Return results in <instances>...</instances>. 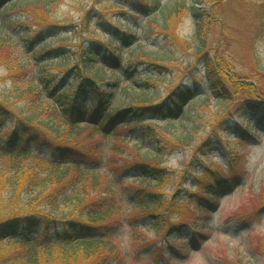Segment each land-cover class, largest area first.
Listing matches in <instances>:
<instances>
[{"label":"rangeland","instance_id":"1","mask_svg":"<svg viewBox=\"0 0 264 264\" xmlns=\"http://www.w3.org/2000/svg\"><path fill=\"white\" fill-rule=\"evenodd\" d=\"M35 2H45L48 21L67 26L69 31L30 50L28 37L46 33L48 25L36 17L40 10L31 12L34 9L28 7ZM133 2L150 7L159 3V8L154 16L141 19L134 15ZM177 7L185 10L167 21ZM101 22L136 34L137 41L131 46L120 45ZM19 24L25 28H18ZM0 34L13 39L10 52L0 58V78L5 77L0 83V98L10 99L9 103L17 95L13 82L20 83L26 77H7L4 63L39 71L44 61L35 56L46 47L63 45L72 50L66 60L46 67L59 76L65 68L80 63L82 48L90 40L122 55L125 71L129 65L135 66L132 78L109 67L97 66L92 71L105 82H120L111 100L113 112L156 104L181 87L201 84L207 89L209 65L220 60L218 55L224 56L230 65V79L240 77L244 88L230 87L229 99L223 101L212 96L207 99L210 93L205 94L198 104L186 106V115L175 122L148 118L141 123L143 129L152 127L159 132L155 139L161 146L167 144L160 155L167 170L166 183L161 189L150 183L143 186L161 192L162 200L170 204L164 205L168 220L163 229L156 231L154 221L146 220L145 211L135 204L137 197L144 195L136 196L140 181L134 163L153 156L154 139L130 137L126 127L118 131L122 135L103 142L101 168L85 178L75 177L64 196L84 186L88 196L114 204L111 218L125 223L113 238L121 250L117 264H264V125L251 126L257 116L241 111L245 102L261 103L242 95L248 91L246 85L264 92V0H18L0 12ZM150 61L167 66L169 71L159 73ZM28 104L19 100L14 111L25 115ZM79 128V135L69 140L88 144L85 130L92 127ZM5 130L0 129V138ZM197 148L204 149L205 155L197 151L195 156ZM14 162L10 156H0V174L13 173ZM22 163L41 177L51 172L37 151ZM74 173L69 170L67 178L76 176ZM93 174L100 178L96 188L91 183ZM218 176H228L227 185L221 182L220 187ZM209 185L215 190L210 191ZM200 195L211 201V207L200 203ZM60 209L67 212L70 205L61 203ZM180 223L184 225L182 232L172 233L170 224ZM18 249L11 243L0 246L6 254Z\"/></svg>","mask_w":264,"mask_h":264},{"label":"trees","instance_id":"2","mask_svg":"<svg viewBox=\"0 0 264 264\" xmlns=\"http://www.w3.org/2000/svg\"><path fill=\"white\" fill-rule=\"evenodd\" d=\"M17 2L18 0H0V12L7 6H15ZM132 5L134 15L141 19L154 16L159 8V3L155 7L137 2ZM28 7L34 9L29 10L31 12L40 10L41 13H35L36 17L40 22L48 24L46 33L28 37L30 50L41 42L46 45V41L50 39H60L59 36L69 31L67 26L48 21L45 2H35ZM184 10V7H177L165 19L169 21L173 15L178 17ZM100 26L116 37L118 43L124 47L137 41L136 34L120 27L104 22ZM164 27L166 28V24ZM18 28H25V25L19 24ZM166 31L168 32L167 29ZM12 43V36L0 34V58L10 52ZM82 49L80 63L75 62L73 66L65 68L60 76L48 72L46 67L69 57L72 50L63 45L46 47L35 56L37 61H44L38 67L39 71L25 70L18 63L13 66L8 61L4 63L8 69L7 77L21 74L26 79L20 83L13 82L17 93L14 102L9 103L10 99L0 98V129H6L4 136L0 138V156L12 157L15 161L13 166L16 168L7 176L0 174V246L11 243L19 248L12 254L0 250V264H117L121 250L113 238L120 234L125 223L111 218L115 212L114 204L88 196L89 191L84 186L71 196L65 197L64 193L71 186V182L75 177L85 178L88 173H94L101 168L104 157L100 150H104L103 142L113 136L122 135L118 132L120 129L126 127L129 136H136L139 140L154 139V148L150 149L153 156L134 163L133 168L139 175L136 179L140 181L136 196L144 195L137 197L138 202L135 204L145 211L146 220L154 221L153 228L160 231L168 220L164 205L170 204L162 200L161 192L145 189L143 186L150 183V186L161 189L166 183L167 170L162 167L163 160L160 155L167 144L161 146V141L155 139L159 132L152 127L143 129L141 123L148 118L175 122L186 115L185 106L198 104L205 94L210 93L207 99L212 96L223 101L229 99L230 87H245L242 82L240 85V77L230 79V65L224 56L218 55L220 60H216L215 65H209L207 89L201 84H196L194 88L181 87L172 90L166 99L156 104L136 105L113 112L111 100L117 93L120 82H105L99 76L93 75L92 71L97 66L109 67L115 73L123 72L132 78L135 66L129 65L125 71L122 55H115L111 48L104 47L99 41L90 40ZM148 64L159 73L169 71L163 64L154 61ZM118 70L121 72H116ZM3 80L5 77L0 78V83ZM145 87L148 89L149 85L146 84ZM246 87L248 91L242 95H247L252 100H260L261 103L245 102L241 111L257 116L251 126L264 125V92L249 85ZM19 100L29 103V111L25 115L14 111ZM82 125L92 127L85 130L88 131L85 139L89 143L84 144L80 140L71 142L69 139L79 135L82 131L79 127ZM99 138L102 139L97 140ZM174 147L179 145L174 144ZM34 151L49 164L51 172L45 177H41L33 167L27 169L23 166L22 161ZM46 151L49 152L48 156ZM197 151L205 155L202 152L204 149L197 148L196 153ZM196 153L195 156L198 155ZM69 170L74 171L76 176L67 178ZM227 177L218 176L217 184L222 182V185H227ZM99 179L96 174L91 176L94 188L100 185ZM221 184L218 185L221 187ZM208 189L215 190L212 185ZM200 197V203L211 207V201L208 202L201 195ZM61 203H68L70 210L65 212L60 209ZM183 226L181 223L170 224L169 228L172 233H181Z\"/></svg>","mask_w":264,"mask_h":264}]
</instances>
